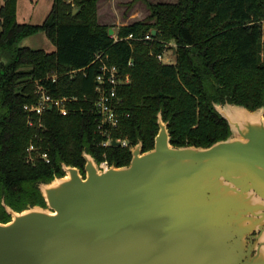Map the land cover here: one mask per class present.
Listing matches in <instances>:
<instances>
[{
    "label": "trees",
    "instance_id": "1",
    "mask_svg": "<svg viewBox=\"0 0 264 264\" xmlns=\"http://www.w3.org/2000/svg\"><path fill=\"white\" fill-rule=\"evenodd\" d=\"M0 9V220L2 201L20 211L44 205L39 185L62 176V164L85 175L83 152L98 163L106 154L111 165L130 163L129 148L101 145L97 131L96 77L103 63L116 66L130 82L118 88L121 121L112 132L131 146L154 147L158 114L168 123L175 147H209L231 133L214 102L226 101L255 110L264 105V0H142L145 21L121 26L115 41L110 27L98 21L100 0H54L41 25L17 21V0ZM78 11L74 13V10ZM154 40L144 38L152 31ZM44 32L54 52L19 48V42ZM130 35L133 39L126 40ZM175 45V61L157 55ZM171 47V46H170ZM169 47V48H170ZM100 58L98 59V56ZM8 60V64L2 61ZM129 63H132L129 65ZM37 86L67 104L69 114L45 111L44 130L30 127L26 105L36 104ZM47 153L51 163L27 161V148Z\"/></svg>",
    "mask_w": 264,
    "mask_h": 264
},
{
    "label": "water",
    "instance_id": "2",
    "mask_svg": "<svg viewBox=\"0 0 264 264\" xmlns=\"http://www.w3.org/2000/svg\"><path fill=\"white\" fill-rule=\"evenodd\" d=\"M213 106L225 140L175 147L159 113L154 147L139 142L128 165L103 169L84 151L85 175L63 163L39 185L44 205L17 211L3 199L0 264H261L231 242L264 226V105Z\"/></svg>",
    "mask_w": 264,
    "mask_h": 264
},
{
    "label": "built area",
    "instance_id": "3",
    "mask_svg": "<svg viewBox=\"0 0 264 264\" xmlns=\"http://www.w3.org/2000/svg\"><path fill=\"white\" fill-rule=\"evenodd\" d=\"M115 41H118V36L114 33L111 35ZM133 35H130L126 40L133 39ZM145 41L154 40L152 34H148ZM100 55L98 56V59ZM157 59L166 64L163 59V54L157 55ZM132 63H129L131 65ZM130 82V75L123 76L120 74L116 66H111L107 63H103L100 67V72L96 77V103H95V114L97 131L106 140L102 143L103 148L114 146L113 142H120L119 147L133 149V146L125 139H116L113 137L112 132L118 127L121 121V105L122 99L118 96V88L121 85L128 84ZM36 94L39 96L38 102L32 105H26L24 107L28 117V124L30 127L37 126L38 129H45L44 126V115L45 111H48L49 107L56 109L61 115L66 116L69 114V108L67 104L74 101L75 99H57L47 94L41 86H37ZM36 147L31 144L27 148V161L35 164L37 161H43L46 164H50L51 160L47 153H37ZM99 166L103 169H108L110 163L108 157L105 154L104 159Z\"/></svg>",
    "mask_w": 264,
    "mask_h": 264
},
{
    "label": "rangeland",
    "instance_id": "4",
    "mask_svg": "<svg viewBox=\"0 0 264 264\" xmlns=\"http://www.w3.org/2000/svg\"><path fill=\"white\" fill-rule=\"evenodd\" d=\"M147 1L151 3H176L178 0ZM1 2L2 0H0V4ZM20 2L23 5V11L28 9V5L30 4L28 0H20ZM97 14L100 16H98V21L101 20L103 23H108L109 27L114 28L116 31L121 27L120 25L125 26L134 22L145 21L146 17L149 15V10L142 0H100L98 2ZM167 44L168 49L162 53L163 59L166 64H172L175 61V51L173 50L175 49V45H173V43ZM23 45L29 46L35 50H44L49 53L53 52L52 50L55 48L44 32H38L33 35L30 39L25 41Z\"/></svg>",
    "mask_w": 264,
    "mask_h": 264
},
{
    "label": "flooded vegetation",
    "instance_id": "5",
    "mask_svg": "<svg viewBox=\"0 0 264 264\" xmlns=\"http://www.w3.org/2000/svg\"><path fill=\"white\" fill-rule=\"evenodd\" d=\"M2 61L8 64L7 59L2 58ZM235 240L231 242L232 246L238 248V253L244 254L242 259L244 263L247 261L264 263V226L247 231L243 240Z\"/></svg>",
    "mask_w": 264,
    "mask_h": 264
},
{
    "label": "crops",
    "instance_id": "6",
    "mask_svg": "<svg viewBox=\"0 0 264 264\" xmlns=\"http://www.w3.org/2000/svg\"><path fill=\"white\" fill-rule=\"evenodd\" d=\"M30 4L28 5V9L23 11V5L20 0H17V21L20 24H31V25H41L49 15L54 0H28ZM4 1L2 0L0 4V9L3 5ZM99 16V14H98ZM100 17V16H99ZM101 25L109 26L108 23H103L101 20L99 21ZM123 26V25H120ZM115 33V29L110 27ZM54 46V45H53ZM55 47V46H54ZM51 51V50H50ZM56 51V47L52 50Z\"/></svg>",
    "mask_w": 264,
    "mask_h": 264
}]
</instances>
